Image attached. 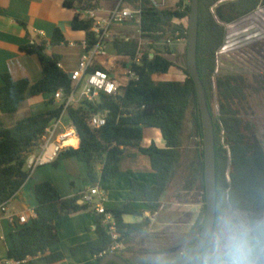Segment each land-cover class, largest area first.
Here are the masks:
<instances>
[{
    "label": "trees",
    "instance_id": "trees-1",
    "mask_svg": "<svg viewBox=\"0 0 264 264\" xmlns=\"http://www.w3.org/2000/svg\"><path fill=\"white\" fill-rule=\"evenodd\" d=\"M126 4L141 10L140 35L129 40H114L112 50L122 59L119 65L135 73L136 78L128 79L116 96L101 94L95 103L83 100L67 109L68 119L81 142L79 148L70 147L62 152L53 165L58 166L68 158L85 163L86 180L96 187L100 182H110L118 176L124 155L143 154L150 159L156 184L149 187L132 179V199L120 210H108L116 223L117 239L108 231L104 215L92 210L88 203H79L83 195L63 198L52 183L37 184L34 187L38 202L34 210L36 216L27 224L12 223V246L7 254L12 264H33L31 259L35 258L47 264L63 262L65 255L62 252L50 253L51 248L60 243L58 223L83 212L95 216L97 238L72 247L70 253L72 256L90 254L94 258L93 264H100L110 253L120 255L130 264H172L195 246L202 233L207 213L204 128L196 86L187 68V49L183 55L184 68H181L186 76L184 81L155 80L156 76L168 74L172 67H179L178 57L171 56L168 42L188 40V26L175 21L187 19L189 23L191 0H181L173 8H158L151 0H126ZM99 5L97 0L64 1V7L75 12L72 30L86 34L87 50L97 44L98 39L93 32L95 20L83 18V12ZM261 7H264V0L199 1L197 67L215 132L217 209L213 234L202 253L190 264H200L217 235L223 233L226 223L229 229L237 226L252 229L258 221L264 220V147L255 124L247 119L250 113L246 107L248 91L264 94V74L249 79L241 74L221 73L218 66V53L226 44L225 25L237 22ZM141 40L149 41L151 49L165 41L166 49L154 52L151 57L152 53L142 48ZM49 43L51 46L66 43L60 27L55 29ZM49 43L45 40L20 47L22 52L36 56L41 64L42 77L37 82L15 80L9 73L1 77L0 205L12 200L27 182L31 174L27 160L42 145L43 135L59 118L63 106L28 115L12 126L5 124L3 116L18 113L27 97L52 95L50 104H54L56 92L62 90L67 96L74 88L69 74L59 66V57L49 53ZM138 54L141 58L137 63ZM115 67L95 64L90 71L101 70L113 77ZM98 114L106 117V124L94 128L90 118ZM146 129H158L166 142L165 148H159L155 143L143 147ZM192 137L197 139L199 146L193 180L195 191L201 196L200 213L187 236L163 251L169 252L168 255L157 256L161 252H154L157 257L136 254L132 244L151 231V219L130 224L124 221V216H143V211L136 210L133 202L144 203L151 216L161 212L162 198L174 181ZM115 245L120 246L113 250Z\"/></svg>",
    "mask_w": 264,
    "mask_h": 264
},
{
    "label": "crops",
    "instance_id": "crops-1",
    "mask_svg": "<svg viewBox=\"0 0 264 264\" xmlns=\"http://www.w3.org/2000/svg\"><path fill=\"white\" fill-rule=\"evenodd\" d=\"M64 1L65 0H0V7L2 9L0 12V87L3 85L1 77L4 73H9L15 80L28 79L31 83H35L41 79L42 74H39L38 72L41 71L42 73V68L41 66H38V58L22 52L20 47L34 43L40 44V41L43 39H47V41L51 40L55 29L60 26L66 38L72 37L77 39V42L80 45L77 46L78 43H70V46L79 47L81 52L85 54L86 50L83 43L86 41V34L84 32H78L81 36H75V31H73L71 27L75 12L65 8ZM151 1L158 8H173L181 0ZM116 2L117 0H100L99 3L103 11L99 12V16L107 17L108 12L114 8ZM175 22L187 26L183 20ZM22 23L25 24V27ZM241 23L242 26L237 29L236 26L239 24L238 21L225 25L227 37L223 49L228 48L229 45H234L235 42L241 38L243 41L242 50H245L248 53L249 58L252 57L257 61H260L261 55H259V48L263 46L264 43V7H261L254 13L243 17ZM123 29V26H114L111 28L110 36L106 42L105 55L97 57L94 65L99 64L105 68L110 66L113 68L115 67L113 65L114 63L117 65V62L122 61V59L117 57L116 53L112 50L113 41L116 39L129 40L135 38L132 36L133 32H128L129 34L124 36H120V34L116 33L121 30L125 31L129 29V27L125 30ZM40 33H43L44 35L42 36ZM159 44H164V47H166V42L161 41L155 44V49H151V47H149V41L143 43V40H141L143 48L147 45L145 49L152 53L151 57H153L154 52H164L159 48ZM168 46L171 56L178 57L179 67H172L168 74L156 76L155 80L161 82L184 81L186 76L181 68H184L183 55L187 49V40L169 41ZM63 62L64 61L60 63V66L66 73L71 74V71L77 70L78 64L69 65L66 61L65 63ZM36 67H38L39 70H37ZM120 68L124 71L122 73L127 75L129 70L124 69L122 66H120ZM52 97V95H43L34 98L27 97V100L21 107L20 111L25 107L24 114L36 115L56 109L60 104L57 101H55L54 104H50ZM7 117L9 116H3L5 124L7 123ZM22 118H24L22 115L20 117L11 118L9 119V123L12 126ZM67 120L68 119L65 120V123H67ZM77 139V145L79 144L78 147H76L77 145L71 146L74 149H77L80 146V138L77 137ZM152 143H155L159 148H165L166 146V142L159 130L146 129L142 146L148 147ZM198 149L199 148L197 147L195 150L194 161L188 166V169L190 168L188 178L179 189L175 188L171 192L169 188L162 198V209L159 214L151 216L144 203L133 202V207L136 210L143 211V216L135 217L127 215L124 216V221L126 223L135 224L142 222L145 218H150L151 230L154 228L157 230L160 229L153 224L158 222L162 223V225L158 224L161 226L168 225V227H166L168 229L161 230L165 232L167 230L170 231L171 227H174L173 229L176 230L180 229L182 218L187 212H185L183 216L182 214L184 211H189L190 214H188V216L192 219L194 218V222L191 224L192 227L202 207L201 196L200 193L195 191L196 184L193 180L195 176L194 164H196ZM41 152L42 147L40 146L31 155H39ZM189 152H192V148L188 147L180 166L187 160ZM81 163L82 162L77 161L75 158H68L62 160L59 165L55 167L47 164L48 166L36 168L31 172L22 189L12 198V200L5 203L6 210L3 212L0 210V264H12L7 257L8 250L12 246L10 240V233L13 230L12 220L16 221L18 217L23 214L33 218L34 210L38 205L34 194V187L37 184L43 182L52 183L59 190L63 198L83 195L90 192L93 186L91 185L89 188L87 184L90 183L88 181L87 183L84 180H79L87 173L86 166H82ZM185 168H187V166ZM181 175H183V172H181ZM180 177L182 179L184 176ZM132 179L144 182L149 187L156 184V173L152 170L148 156L143 154H138L135 157L124 155L121 158L120 173L118 176L110 182H100L97 185L98 189L106 196L104 207L107 210H120L127 201L132 199L133 196L130 185ZM70 184L72 187H69ZM58 233L60 236V243L52 247L50 253L62 252L65 255V260L57 264L94 263V258L90 254L72 256L70 253L72 247L97 238L96 218L94 215L90 213H80L61 220L58 223ZM168 233L170 234V232ZM163 234L164 236H167L166 233ZM31 262L33 264H47L39 258L31 259Z\"/></svg>",
    "mask_w": 264,
    "mask_h": 264
},
{
    "label": "built area",
    "instance_id": "built-area-1",
    "mask_svg": "<svg viewBox=\"0 0 264 264\" xmlns=\"http://www.w3.org/2000/svg\"><path fill=\"white\" fill-rule=\"evenodd\" d=\"M102 11L103 9L99 5L96 9L83 12V18L95 20L93 32L98 39V42L90 50H87L86 41L83 43L86 52L81 58L77 70L71 73V80L73 82L74 88L70 94L65 96L62 90L55 93L54 99L60 104V106H63V111L59 118L54 120V122L50 125V127L47 128L45 134L43 135L41 154L30 155L28 158L27 165L31 172L39 166L53 164L59 158L62 152L71 147L65 146L66 140L72 136L75 138L79 137L75 128L68 119L67 109L71 105H78L83 100L95 103L98 101L101 94H105L107 96H116L120 87L125 85L128 79L132 80L136 78L135 73L128 72L126 81L122 82L104 71H90V68L94 65L96 58L105 55L106 42L110 36L111 28L114 26H122L129 21H139L141 15V10L126 4V0H117L114 8L108 12L107 17L99 16V12ZM40 35L43 36L44 34L40 33ZM140 58L141 55L138 54L136 60L137 63L139 62ZM81 86H83V90L78 97L77 90ZM66 119H68L67 123H65ZM90 123L94 128H100L106 124V117L101 114L93 115L90 118ZM94 198H97L100 201L99 204L95 205V211L98 214L105 216V224L108 231L113 235L114 239H117L118 235L114 217L104 207L106 196L98 189L97 186L93 187L90 192L83 194L82 201L92 204ZM0 210L2 212L6 210L5 204L0 205ZM35 216L36 215L34 213L33 218ZM30 219L31 218L28 215L23 214L19 216L16 221L19 224H27ZM13 222L14 221L12 220V223ZM119 246L120 245H115L113 250Z\"/></svg>",
    "mask_w": 264,
    "mask_h": 264
},
{
    "label": "rangeland",
    "instance_id": "rangeland-1",
    "mask_svg": "<svg viewBox=\"0 0 264 264\" xmlns=\"http://www.w3.org/2000/svg\"><path fill=\"white\" fill-rule=\"evenodd\" d=\"M169 5H171V4H169ZM183 21L188 26V24H189L188 20L185 19ZM238 22H239V24L236 26V29L238 27L242 26L241 20H239ZM122 26L124 28L123 30L127 29L128 27H129V29H127L125 31L121 30V31L116 32V33L120 34V36H124L126 34H129L128 32H133L132 36H134L136 38L139 37V35H140L139 34V32H140L139 21H137V20L129 21ZM60 28H61V26H60ZM75 34H76L75 36H77V37L81 36V34L78 32H75ZM42 41H45V40L43 39ZM42 41H40V42H42ZM46 41H47V39H46ZM144 41L147 42L146 40H143V43H145ZM47 42L49 43L50 40ZM70 43L77 44L78 42H77V39L69 37V38H66V43L61 44V45L51 46L49 43L47 49H48L49 53L55 54L56 56L59 57L60 63H62V61H64L63 63H65V61H66L69 65L78 64V66H79L81 57L84 53L81 52V49L79 47H71ZM77 46H80L79 43ZM144 46H145V44H144ZM158 46L161 50L165 51L166 47H164V44H159ZM146 47H147V45H146ZM242 47H243V41L241 38H239V40L236 41L234 45H229L228 48H225L218 53V55H219L218 66L221 69V73L241 74V75L248 77L249 79L254 77V75H257L259 73L264 74V43H263V46H261L259 48V51H260L259 55H261L260 61H257L252 57L249 58L248 53L245 50H242L243 49ZM142 48H143V45H142ZM173 48H175V47H173ZM35 60H37V59L35 58ZM37 62H38V60H37ZM38 64H39L38 66H41L39 62H38ZM119 64H120L119 62H117V65L115 63L113 64L114 66H116L114 71H113V77L119 79L122 82H125L127 79V75L122 73L124 71L122 68H120V66H118ZM36 68H37V70H39L38 67H36ZM72 72L73 71H71V73ZM38 73L42 74L41 71H39ZM82 90H83V86L78 88V90H77V96L78 97L82 93ZM248 92L249 93H248V100H247V106L246 107H248V109H249L250 116L247 119L251 120L255 124V126L257 128L258 137H259V139H260V141L264 147V94L261 93L259 95H255V93H253V91H248ZM24 108L25 107H23V109H22V111H20V113L18 112V113L12 114V115H6V116H9V117H7L8 119H7L6 125L11 126V124L9 123V119H11V118H16L18 116L20 117L21 115L23 117L28 116L29 114L28 115L24 114V112H25ZM215 110H216L217 117H219V110H218V106H217L216 102H215ZM190 129H192V128H190ZM190 129H189V131H190ZM152 130H158V129H152ZM188 147L192 148L193 153L189 152L188 153L189 155H187V160L184 163H182L181 166H179L177 168L176 176H175L174 181L170 187L171 192L175 188L179 189V187H181V185L184 183V181L188 178V173H190V168L188 169V166H190L191 163L194 161L195 150L197 149V147L199 148L197 139L190 138L188 140L187 149H188ZM48 165L54 166L53 164H48ZM48 165L46 164V165H42L39 167L41 168V167L48 166ZM81 165L86 166L85 163H81ZM186 166H187V168H185ZM86 171H87V166H86ZM185 171H186V173H185ZM181 172H183V175H181ZM180 176H184V177H182V179H181ZM86 179H87V173L85 176H83V178H81L79 180H81V181L84 180L87 182ZM87 185L89 188L91 187V184H87ZM69 187H72L71 184L69 185ZM99 203H100V201L97 198H94L93 203L92 204L88 203V204L90 205L92 210H95V205L99 204ZM185 212H187V213L182 218L180 229L176 230V229H173L174 227H171L170 231L167 230L164 232L161 230L168 229V228H166V227H168V225L161 226L162 223H158V222L153 223V224H155V227H159L160 229L157 230L154 228L148 234H145L141 237H138V239L136 240L137 242L135 241L134 244H132L133 247L136 249L135 253L139 254L141 256H145V257L156 256L154 254V252H161L157 256L168 255L169 252H163V251L167 250L168 247H170L172 245H176L181 240H183V238H185L187 236V233L190 230L191 224L194 222V218L192 219L191 217L188 216V214H190L189 211H184L182 216L184 215ZM83 213H89V212H83ZM165 222H167V221H165ZM158 224H161V225H158ZM158 232H160V233H158ZM162 232L166 233L167 236H164V234ZM168 232H170V234ZM0 234H1V231H0Z\"/></svg>",
    "mask_w": 264,
    "mask_h": 264
},
{
    "label": "water",
    "instance_id": "water-1",
    "mask_svg": "<svg viewBox=\"0 0 264 264\" xmlns=\"http://www.w3.org/2000/svg\"><path fill=\"white\" fill-rule=\"evenodd\" d=\"M199 1L200 0H191V15L189 18L187 40V68L196 86L204 128L205 193L207 213L202 233L195 246L187 253H185L179 260L172 264L192 263L202 253L207 243L209 242L213 234L216 222L217 181L215 132L213 118L208 106L205 89L197 67ZM69 77L71 78L72 74H69ZM79 203L83 204V201H79ZM110 262H115L117 264H130L123 257L115 253L106 255L100 262V264H109Z\"/></svg>",
    "mask_w": 264,
    "mask_h": 264
},
{
    "label": "clouds",
    "instance_id": "clouds-1",
    "mask_svg": "<svg viewBox=\"0 0 264 264\" xmlns=\"http://www.w3.org/2000/svg\"><path fill=\"white\" fill-rule=\"evenodd\" d=\"M200 264H264V220L252 229H229L226 223Z\"/></svg>",
    "mask_w": 264,
    "mask_h": 264
},
{
    "label": "bare ground",
    "instance_id": "bare-ground-1",
    "mask_svg": "<svg viewBox=\"0 0 264 264\" xmlns=\"http://www.w3.org/2000/svg\"><path fill=\"white\" fill-rule=\"evenodd\" d=\"M77 143H78L77 137L75 138L72 136L66 140L65 146H75V145H77Z\"/></svg>",
    "mask_w": 264,
    "mask_h": 264
}]
</instances>
